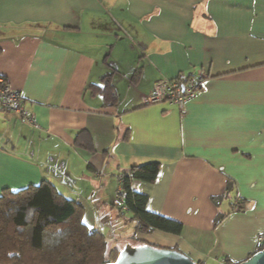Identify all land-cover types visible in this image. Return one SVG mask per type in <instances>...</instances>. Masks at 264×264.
Wrapping results in <instances>:
<instances>
[{"label": "crops", "instance_id": "obj_1", "mask_svg": "<svg viewBox=\"0 0 264 264\" xmlns=\"http://www.w3.org/2000/svg\"><path fill=\"white\" fill-rule=\"evenodd\" d=\"M199 71L207 77L182 109L144 103L157 80ZM105 75L112 103L97 87ZM0 76L32 118L0 109V194L46 180L81 205L85 224L115 232L130 220L112 203L122 170L158 162L153 182L131 188L183 231L135 233L130 220L131 237L199 264H237L255 251L264 0H0ZM79 131L93 151L75 143Z\"/></svg>", "mask_w": 264, "mask_h": 264}, {"label": "trees", "instance_id": "obj_2", "mask_svg": "<svg viewBox=\"0 0 264 264\" xmlns=\"http://www.w3.org/2000/svg\"><path fill=\"white\" fill-rule=\"evenodd\" d=\"M192 75L177 77L185 82ZM102 81L103 87H97L106 102L112 103L115 93L110 78L105 75ZM75 143L93 151L87 133L79 131ZM158 171V162L122 170L130 220L135 221V233L158 229L180 234L183 231L180 221L150 211L148 195L131 188V180L150 183ZM234 202L236 210L244 209L240 202ZM119 210L121 212L122 208ZM223 217L217 218L215 223ZM119 250L110 246L100 229L83 222V209L76 200L65 197L46 180L16 191L3 189L0 194V264H103L115 260Z\"/></svg>", "mask_w": 264, "mask_h": 264}, {"label": "built area", "instance_id": "obj_3", "mask_svg": "<svg viewBox=\"0 0 264 264\" xmlns=\"http://www.w3.org/2000/svg\"><path fill=\"white\" fill-rule=\"evenodd\" d=\"M206 77V73L199 71L185 82H182L178 77L159 79L144 97V103L166 102L182 109L185 103L201 89ZM0 109L18 112L25 120L32 122L31 115L24 106L20 92L12 88L7 79L2 76H0ZM122 182L123 176L120 175L112 203L116 207L128 210L125 205L126 191L122 187ZM260 244H264L263 234L257 236L255 251L262 248L259 247Z\"/></svg>", "mask_w": 264, "mask_h": 264}, {"label": "water", "instance_id": "obj_4", "mask_svg": "<svg viewBox=\"0 0 264 264\" xmlns=\"http://www.w3.org/2000/svg\"><path fill=\"white\" fill-rule=\"evenodd\" d=\"M103 264H199L185 253L169 247H157L149 243H126L115 260ZM237 264H264V245Z\"/></svg>", "mask_w": 264, "mask_h": 264}, {"label": "rangeland", "instance_id": "obj_5", "mask_svg": "<svg viewBox=\"0 0 264 264\" xmlns=\"http://www.w3.org/2000/svg\"><path fill=\"white\" fill-rule=\"evenodd\" d=\"M123 217L124 218L120 222V228H114L115 232L112 231L111 227L103 228V231L105 232V236L110 246L114 245L118 249H121L126 243H130L132 245L140 244L130 235L132 233L133 222L129 220V215L126 214ZM116 232L118 233V235H115ZM119 233L121 235H119Z\"/></svg>", "mask_w": 264, "mask_h": 264}]
</instances>
